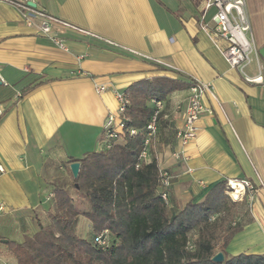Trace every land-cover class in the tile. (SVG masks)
<instances>
[{"label":"crops","instance_id":"1","mask_svg":"<svg viewBox=\"0 0 264 264\" xmlns=\"http://www.w3.org/2000/svg\"><path fill=\"white\" fill-rule=\"evenodd\" d=\"M32 1L73 29L54 26L67 48L60 50L0 3V260L16 264L2 241L22 243L49 224L54 187L67 193L73 179L69 166L106 150L102 128L117 108L113 93L159 77L212 85L197 136L184 147L176 133L189 88L162 101L148 155L171 176L170 186L159 188L168 210L203 202L227 180H247L258 193L251 205L236 206L232 224L241 230L225 253L264 256V1H245L257 59L242 73L222 58L223 44L200 29L205 0Z\"/></svg>","mask_w":264,"mask_h":264},{"label":"trees","instance_id":"2","mask_svg":"<svg viewBox=\"0 0 264 264\" xmlns=\"http://www.w3.org/2000/svg\"><path fill=\"white\" fill-rule=\"evenodd\" d=\"M194 85L159 77L136 82L123 92L128 105L122 144L80 160L73 180L75 192L89 203V210L80 212L64 189L54 187L49 224L40 225L22 243H5L16 264H216L211 259L217 253L224 257L220 264H264V256L225 253L241 228L231 224L222 229L216 218L243 204L229 200L225 182L213 187L203 202L170 212L161 199L155 160L135 168L154 111L151 101L162 102L173 91ZM130 129L138 134L130 136ZM78 217L91 224L90 240L76 234ZM196 230L199 235L192 242L190 236ZM100 234L108 240L106 249L93 242Z\"/></svg>","mask_w":264,"mask_h":264},{"label":"built area","instance_id":"3","mask_svg":"<svg viewBox=\"0 0 264 264\" xmlns=\"http://www.w3.org/2000/svg\"><path fill=\"white\" fill-rule=\"evenodd\" d=\"M246 0H205L203 10L199 16V27L202 31L211 33L223 45L220 49L222 58L230 68L238 69L241 73L249 63L252 57L257 59L256 50L253 48L250 39V24L246 11ZM264 1V0H262ZM0 3L13 7L19 13L25 26L34 28L39 37L50 41L60 50L67 51L65 43L53 34L54 26L71 28L60 22L58 19L47 15L43 10L38 9L32 0H0ZM209 14H211L209 16ZM73 29V28H71ZM259 70L262 69L258 63ZM248 83L259 84L262 82L260 76L256 78L244 77ZM212 89L210 83H197L189 88V95L184 109L183 128L176 133V140L181 147L193 141L198 133L197 123L204 112L202 104L203 98ZM97 94L105 91L104 87H96ZM117 102V108L114 113H109L104 124L102 132V143L105 149H109L120 140V134L124 129V123L127 121L125 110L128 105V96L125 93H113ZM154 107L153 114L145 127L146 138L143 142V150L139 155L137 164L138 169L141 164L150 163L148 149L150 142L157 135L159 119L163 110L162 102L152 100ZM130 136H136L137 130L130 129ZM175 160L182 159L180 152L172 154ZM2 172V170H0ZM160 188H168L171 182V176L161 168H158ZM258 193L257 188L247 180L233 179L225 182V194L233 203H247L251 205ZM163 203L167 204V194L161 193ZM93 242L101 249L108 247V240L104 234L94 237ZM191 249V246L189 245ZM0 264H9L0 260Z\"/></svg>","mask_w":264,"mask_h":264},{"label":"rangeland","instance_id":"4","mask_svg":"<svg viewBox=\"0 0 264 264\" xmlns=\"http://www.w3.org/2000/svg\"><path fill=\"white\" fill-rule=\"evenodd\" d=\"M210 15L211 14H209V16ZM66 190L67 193H69V195L73 197L74 205H76V207L80 212H86L89 210V206H90L89 203L82 196L78 195L75 192L73 188V179H71L67 183ZM237 213H238L237 208H234V210H230V211L225 210L216 218V223L220 226V228L226 229L228 226H231V224L236 221ZM86 228H87V221L81 217L78 221L76 233L80 237L82 238L85 237L86 239L90 240L91 234L90 232H88ZM198 235H199V231L196 230L192 232L190 236L191 241L194 242L198 238Z\"/></svg>","mask_w":264,"mask_h":264},{"label":"water","instance_id":"5","mask_svg":"<svg viewBox=\"0 0 264 264\" xmlns=\"http://www.w3.org/2000/svg\"><path fill=\"white\" fill-rule=\"evenodd\" d=\"M69 170H70V173L72 175V178L73 180H75L78 176V173H79V164L78 163H72L70 166H69ZM3 244L6 243V241H2ZM223 254L221 253H217L213 256V258L211 259V261L213 263H216V264H220L224 261V257H222Z\"/></svg>","mask_w":264,"mask_h":264}]
</instances>
